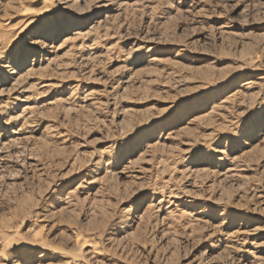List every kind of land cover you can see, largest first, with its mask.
Returning a JSON list of instances; mask_svg holds the SVG:
<instances>
[{
  "label": "rangeland",
  "instance_id": "rangeland-1",
  "mask_svg": "<svg viewBox=\"0 0 264 264\" xmlns=\"http://www.w3.org/2000/svg\"><path fill=\"white\" fill-rule=\"evenodd\" d=\"M0 264H264V0H0Z\"/></svg>",
  "mask_w": 264,
  "mask_h": 264
}]
</instances>
